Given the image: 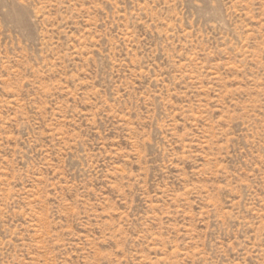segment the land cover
<instances>
[{"label":"rangeland","instance_id":"rangeland-1","mask_svg":"<svg viewBox=\"0 0 264 264\" xmlns=\"http://www.w3.org/2000/svg\"><path fill=\"white\" fill-rule=\"evenodd\" d=\"M0 264H264V0H0Z\"/></svg>","mask_w":264,"mask_h":264}]
</instances>
